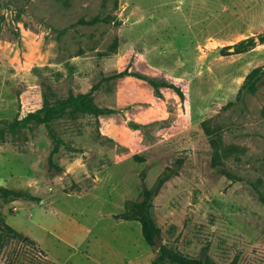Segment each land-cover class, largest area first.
<instances>
[{
  "label": "rangeland",
  "instance_id": "rangeland-1",
  "mask_svg": "<svg viewBox=\"0 0 264 264\" xmlns=\"http://www.w3.org/2000/svg\"><path fill=\"white\" fill-rule=\"evenodd\" d=\"M96 15L112 21L78 23ZM263 31L264 0H0V186L30 196L0 194V218L29 238L1 235L0 264H152L158 249L121 217L145 189L158 245L264 264V76L238 98L264 42L222 51ZM161 79L184 99L148 81ZM91 89L102 115L4 123ZM204 122L240 150L218 167Z\"/></svg>",
  "mask_w": 264,
  "mask_h": 264
},
{
  "label": "trees",
  "instance_id": "trees-1",
  "mask_svg": "<svg viewBox=\"0 0 264 264\" xmlns=\"http://www.w3.org/2000/svg\"><path fill=\"white\" fill-rule=\"evenodd\" d=\"M108 1V0H105ZM117 0H114L116 3ZM112 19L107 17H100L99 15L94 16L91 19H79L78 23L81 25H95L100 22L109 23ZM264 42V31L259 34L257 37H250L244 40L237 42L234 45L228 46L227 48H223L222 51H226L227 49H232L233 53H242L250 48L254 47L256 43ZM126 75H132L128 72V70L121 71L115 74L113 77H121ZM264 76V66L257 67L253 69L245 78L241 90L239 92V100H241L242 95L245 93H255L262 78ZM154 89L160 94L161 88L168 89L174 92L181 100L184 99V93L182 89L174 83H170L167 80H148ZM92 90L91 89L87 93L77 94V95H69L66 99L55 102L54 104L49 103L46 99L42 102V104L35 109H28L20 107L18 113L15 115L11 122H6L7 127L12 132L26 128L31 125H40L44 124L47 127L54 120L62 117L65 114L73 115L77 112L87 113L94 116H99L107 112L108 110L105 108H101L97 106L92 100ZM205 130L208 135H210V145L213 149V158L212 165L214 167H218L221 165V160L227 157L230 154H234L240 150H237L236 147L233 146H224L221 142L220 133L216 130L210 128L206 123H203ZM53 141L55 143L51 154L50 160L52 156L58 151L59 141L53 137ZM223 173H227L225 169H221ZM229 175L230 174H226ZM168 176V175H166ZM164 176V177H166ZM0 194L5 197H11L13 199H28L30 197L28 194L18 190H12L3 186H0ZM259 200L264 204V194L257 191ZM153 192L151 190L145 189L142 193L141 199L138 201H131L127 204V211L121 215V217L125 220L129 221H137L141 227V233L144 241L151 247H155L158 249L154 259L152 260V264H163L165 262H169L172 264H215L212 262L204 261L200 258H194L188 255H184L177 251H174L166 244L158 245V242L161 241L160 231L156 227L152 217L148 212L149 204L152 198ZM1 235H14L17 237H22L26 240L29 238L22 236L18 232H16L12 227H10L4 220L0 218V236Z\"/></svg>",
  "mask_w": 264,
  "mask_h": 264
},
{
  "label": "water",
  "instance_id": "water-1",
  "mask_svg": "<svg viewBox=\"0 0 264 264\" xmlns=\"http://www.w3.org/2000/svg\"><path fill=\"white\" fill-rule=\"evenodd\" d=\"M230 50H232V49H230Z\"/></svg>",
  "mask_w": 264,
  "mask_h": 264
}]
</instances>
